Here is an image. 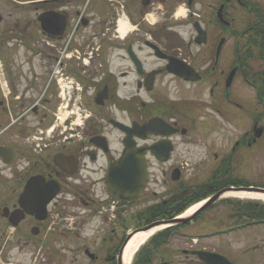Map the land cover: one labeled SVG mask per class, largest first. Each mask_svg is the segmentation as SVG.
I'll return each instance as SVG.
<instances>
[{
  "label": "flooded vegetation",
  "instance_id": "af4514ba",
  "mask_svg": "<svg viewBox=\"0 0 264 264\" xmlns=\"http://www.w3.org/2000/svg\"><path fill=\"white\" fill-rule=\"evenodd\" d=\"M247 4L0 0V146L17 163L0 184V264H119L134 233L225 187L194 193L186 170L264 146V74L237 18ZM124 168L148 171L131 195ZM211 205L135 260L264 264V204Z\"/></svg>",
  "mask_w": 264,
  "mask_h": 264
},
{
  "label": "rangeland",
  "instance_id": "374dc122",
  "mask_svg": "<svg viewBox=\"0 0 264 264\" xmlns=\"http://www.w3.org/2000/svg\"><path fill=\"white\" fill-rule=\"evenodd\" d=\"M259 1L264 5V0H255ZM237 18H239V25L241 30H244L247 23L250 20V17L241 10L237 14ZM261 64L257 63L256 67L258 70L261 69ZM234 159L235 156L233 157ZM231 160H234V159ZM243 161V162H242ZM239 163H234V166L230 169H225L228 171H225L224 174L219 179V182L222 184H225L227 180H230L228 178H232L236 180L237 182L243 183V184H253V185H261L264 184V146L259 145L255 152H250V155L247 157V160H242ZM228 168V167H227ZM214 170L209 168H191L186 171V176L191 177L190 185L196 187L198 189L199 186L204 184L207 179L213 174ZM192 173V175L190 174ZM217 181V179H216ZM229 199V198H225ZM236 201L246 202V200L241 199H231L230 201H225L224 199L216 201L211 205L208 210H211L214 214V212H220L223 211L227 214H232L234 205ZM211 214V213H210ZM184 232L186 229L183 230ZM234 237L226 236L225 241H233ZM173 243L180 244L182 246L183 242L186 241V239L182 238L181 236H176L170 239ZM153 264H156L155 261H153Z\"/></svg>",
  "mask_w": 264,
  "mask_h": 264
},
{
  "label": "bare ground",
  "instance_id": "6f19581e",
  "mask_svg": "<svg viewBox=\"0 0 264 264\" xmlns=\"http://www.w3.org/2000/svg\"><path fill=\"white\" fill-rule=\"evenodd\" d=\"M185 15V11L183 8H179L177 11V17L182 18ZM264 74V72H263ZM229 181H236L232 178ZM221 198H229V199H241V200H252L258 201L259 203H264V193L261 192H253L248 190H229L221 194ZM201 204H194L190 206L181 217L190 216ZM163 226H156L148 231H141L134 233L130 239L127 241L123 253H122V264H142L143 261L138 259L135 260L138 249L146 243V241L153 236L157 231L162 229Z\"/></svg>",
  "mask_w": 264,
  "mask_h": 264
},
{
  "label": "trees",
  "instance_id": "16d2710c",
  "mask_svg": "<svg viewBox=\"0 0 264 264\" xmlns=\"http://www.w3.org/2000/svg\"><path fill=\"white\" fill-rule=\"evenodd\" d=\"M254 13L257 14V19L252 23L250 31L249 43L244 47L245 50L251 51L253 48L257 50V58L264 59V9L259 5H254ZM229 184H235L236 181H229ZM188 204V203H187ZM180 208L177 212H181Z\"/></svg>",
  "mask_w": 264,
  "mask_h": 264
},
{
  "label": "water",
  "instance_id": "95a60500",
  "mask_svg": "<svg viewBox=\"0 0 264 264\" xmlns=\"http://www.w3.org/2000/svg\"><path fill=\"white\" fill-rule=\"evenodd\" d=\"M0 154L2 153L0 152ZM123 180L125 182V187H127L128 189H131V190L138 189L139 187L144 185V182H146L147 171H145L143 168H129V169L124 168L123 169ZM242 189L264 192V189H261V188H251V187L250 188H242V187L236 188V190H242ZM27 193L28 192H26V194ZM175 221H183V220H175ZM203 258H205V256H203ZM206 262L213 264L212 262H217V261H206Z\"/></svg>",
  "mask_w": 264,
  "mask_h": 264
}]
</instances>
